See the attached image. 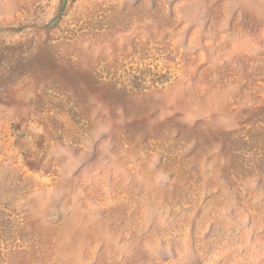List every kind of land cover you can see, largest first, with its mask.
I'll list each match as a JSON object with an SVG mask.
<instances>
[{
    "label": "rangeland",
    "instance_id": "374dc122",
    "mask_svg": "<svg viewBox=\"0 0 264 264\" xmlns=\"http://www.w3.org/2000/svg\"><path fill=\"white\" fill-rule=\"evenodd\" d=\"M0 264H264V0H0Z\"/></svg>",
    "mask_w": 264,
    "mask_h": 264
}]
</instances>
